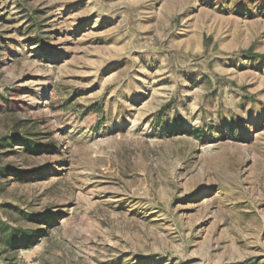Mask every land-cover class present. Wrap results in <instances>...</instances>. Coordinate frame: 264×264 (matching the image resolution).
<instances>
[{
	"label": "rangeland",
	"instance_id": "1",
	"mask_svg": "<svg viewBox=\"0 0 264 264\" xmlns=\"http://www.w3.org/2000/svg\"><path fill=\"white\" fill-rule=\"evenodd\" d=\"M261 2L0 0V264H264Z\"/></svg>",
	"mask_w": 264,
	"mask_h": 264
},
{
	"label": "trees",
	"instance_id": "2",
	"mask_svg": "<svg viewBox=\"0 0 264 264\" xmlns=\"http://www.w3.org/2000/svg\"><path fill=\"white\" fill-rule=\"evenodd\" d=\"M257 2V0H254ZM260 3V2H259ZM261 4H264L262 0ZM3 117L13 114L11 108H6L3 112ZM15 128L10 132L0 135V177L16 176L17 178H28V176L38 174V168L29 169L27 166L25 169L22 165H18L14 162H7V158L13 154H24L23 164H28L32 155H39L40 152L46 150H58L59 144L55 141L43 142L38 136L39 133L35 131L37 124L28 125L22 120L18 119ZM21 146V150L16 151L15 147ZM42 234V233H41ZM29 238V236H26ZM9 264H17L16 262L9 260Z\"/></svg>",
	"mask_w": 264,
	"mask_h": 264
}]
</instances>
